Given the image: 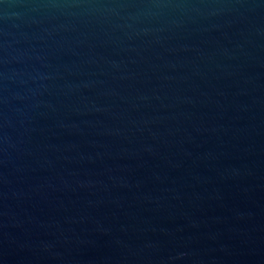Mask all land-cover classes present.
I'll use <instances>...</instances> for the list:
<instances>
[{
  "label": "water",
  "instance_id": "water-1",
  "mask_svg": "<svg viewBox=\"0 0 264 264\" xmlns=\"http://www.w3.org/2000/svg\"><path fill=\"white\" fill-rule=\"evenodd\" d=\"M0 264H264V0H0Z\"/></svg>",
  "mask_w": 264,
  "mask_h": 264
}]
</instances>
